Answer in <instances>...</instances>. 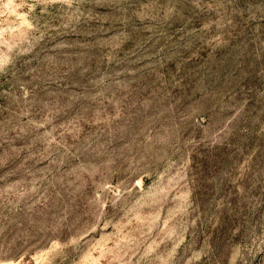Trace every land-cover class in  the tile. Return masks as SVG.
Returning <instances> with one entry per match:
<instances>
[{
	"label": "rangeland",
	"instance_id": "rangeland-1",
	"mask_svg": "<svg viewBox=\"0 0 264 264\" xmlns=\"http://www.w3.org/2000/svg\"><path fill=\"white\" fill-rule=\"evenodd\" d=\"M0 264H264V0H0Z\"/></svg>",
	"mask_w": 264,
	"mask_h": 264
}]
</instances>
